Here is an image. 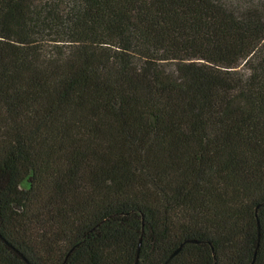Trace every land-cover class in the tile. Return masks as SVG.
I'll return each instance as SVG.
<instances>
[{"label":"trees","instance_id":"16d2710c","mask_svg":"<svg viewBox=\"0 0 264 264\" xmlns=\"http://www.w3.org/2000/svg\"><path fill=\"white\" fill-rule=\"evenodd\" d=\"M0 264H264V0H0Z\"/></svg>","mask_w":264,"mask_h":264},{"label":"water","instance_id":"95a60500","mask_svg":"<svg viewBox=\"0 0 264 264\" xmlns=\"http://www.w3.org/2000/svg\"><path fill=\"white\" fill-rule=\"evenodd\" d=\"M254 260V259H253Z\"/></svg>","mask_w":264,"mask_h":264}]
</instances>
